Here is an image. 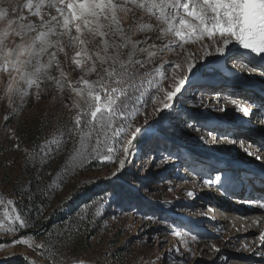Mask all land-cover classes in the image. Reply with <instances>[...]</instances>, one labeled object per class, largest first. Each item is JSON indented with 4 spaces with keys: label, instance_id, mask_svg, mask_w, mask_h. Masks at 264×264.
<instances>
[{
    "label": "rangeland",
    "instance_id": "rangeland-1",
    "mask_svg": "<svg viewBox=\"0 0 264 264\" xmlns=\"http://www.w3.org/2000/svg\"><path fill=\"white\" fill-rule=\"evenodd\" d=\"M25 3L0 0V7L23 8ZM23 15L36 19L27 9ZM135 15L143 17L142 23H157L141 10ZM132 16L120 13L125 28L132 24ZM133 32L134 40L146 35L155 40L158 35L135 28ZM171 39L169 35L163 42ZM203 44L211 42L205 38ZM215 47L205 49L195 42L184 45L186 51L177 50L179 55L177 51L158 55L150 67L166 61L184 64L188 53L196 64L172 107L156 113V105L149 104L136 117L134 126L145 130L133 141L130 155L125 156L117 145L113 162L91 159L74 171L65 168L72 140L59 149L50 146L47 156L41 148L63 126H72L76 110L70 106L75 94L67 87L61 93L49 82L39 97L33 87L23 99L13 94L9 105L8 76L0 71V194L5 201L15 202L6 205L10 216L19 213L28 223L26 228H19L14 219L9 224L3 215L5 205H0V220L19 229L15 235L0 231V243L10 244L20 237L34 242L33 247L15 244L0 250V260H9L4 264L16 263L19 259L8 256L22 253L37 264H51L47 246H52V260L58 264H72L73 259L85 264H179L181 260L186 264H264L258 227L237 226L224 219L232 215L226 213L229 205L254 211L264 203V163L254 157L264 155V61L237 48L220 56ZM66 51L67 57L58 56L60 66L65 81L75 83L84 70L72 61L76 49ZM52 74L59 75L56 69ZM182 76L176 69L163 87L171 90ZM95 78V74L89 77ZM159 97L163 99V93ZM238 106L250 114L245 116ZM174 131L177 134L172 137ZM100 154L107 155L106 149L101 147ZM114 182L136 191L139 201L124 192L115 194L109 185ZM220 203L226 209L215 211ZM31 212L33 221L28 219ZM259 214L264 218V210ZM192 236L198 239L193 241ZM41 244L46 247H35Z\"/></svg>",
    "mask_w": 264,
    "mask_h": 264
},
{
    "label": "snow or ice",
    "instance_id": "snow-or-ice-1",
    "mask_svg": "<svg viewBox=\"0 0 264 264\" xmlns=\"http://www.w3.org/2000/svg\"><path fill=\"white\" fill-rule=\"evenodd\" d=\"M23 9L36 19L23 15ZM136 10L154 18L156 25L142 23L143 17H136ZM122 12L133 14L132 24L127 28L120 18ZM0 24L3 25L0 27V71L8 76L5 95L9 97V105L13 94L23 99L33 87L39 97L41 91L47 90L49 82L61 93L67 87L77 97L70 106V110H76L71 117L72 126H63L41 148L47 156L50 146L59 149L72 140L65 168L71 167L73 171L91 159L113 162L114 153L119 149L125 156L130 155L133 141L145 130L134 126L136 117L149 104L156 105V113L172 107L174 97L188 82L189 74H194L196 64L191 62L193 57L188 53L184 64L166 61L158 67H150L163 52L186 51L184 45L201 42L205 49L215 45V52L220 56L237 48L264 61V0H26L23 8L0 7ZM133 28L136 32L154 31L158 35L155 40L147 35L134 40ZM169 35L173 39L164 43ZM205 38L210 45L203 44ZM67 49H76L72 61L84 70L75 83L65 81L58 58L61 53L67 57ZM205 55L211 53L205 51ZM53 69L58 76L52 74ZM176 69L184 76L178 78L171 90H166L163 81L169 74L174 75ZM251 70H256L255 64ZM93 74L96 78L89 79ZM238 110L245 116L250 114L247 108L238 106ZM101 147L106 149L107 155L100 154ZM247 154L253 155L250 151ZM28 157L34 159L33 153H28ZM256 159L261 157L257 155ZM119 163L123 168L125 160ZM14 204L11 199L5 201L0 194V205H5L3 215L9 224L14 219L19 222V228L28 227L21 214L10 216L6 205ZM260 207L264 208V203ZM12 210L15 212V207ZM18 230L0 220V231L15 235ZM192 239L195 241L198 237L192 236ZM260 239L264 241V234ZM33 243L20 237L10 244L0 243V250L15 244L33 247ZM47 248L51 264H58L52 260L55 255L52 246ZM72 264L85 262L73 259ZM179 264L186 261L181 260Z\"/></svg>",
    "mask_w": 264,
    "mask_h": 264
},
{
    "label": "bare ground",
    "instance_id": "bare-ground-1",
    "mask_svg": "<svg viewBox=\"0 0 264 264\" xmlns=\"http://www.w3.org/2000/svg\"><path fill=\"white\" fill-rule=\"evenodd\" d=\"M256 153V152H255ZM259 155L261 157V159H259L261 162L264 163V155L261 154H254V157L256 158V156ZM206 187V186H205ZM210 187V186H209ZM212 189V188H211ZM213 190V189H212ZM264 192V191H263ZM246 198V197H245ZM260 199V198H259ZM244 200V199H243ZM248 202V201H246ZM243 203V202H242ZM248 203H253V201H249ZM261 204V203H260ZM260 204L258 206H256V210H241L238 207L234 206V205H229L228 206V210L226 213H232V215L229 214H224V219L227 221H233L234 225H239V226H244L248 225L249 228L256 226L258 227L257 229L260 231V233L264 234V218L260 216V211L264 210V208L260 207ZM223 209H226L222 203L218 204L217 206H214V210L215 211H222ZM211 210V209H210ZM206 211V210H205ZM249 211V212H248ZM259 212V213H258ZM209 213V212H208ZM211 214V213H210ZM229 224V223H228ZM227 226V225H226ZM230 227V226H229ZM236 227V226H235ZM239 228V227H237ZM254 228V227H253ZM232 228H230L231 230ZM245 229V228H243ZM232 231V230H231ZM234 231V230H233ZM240 231V230H239ZM242 231V230H241ZM251 231V230H249ZM238 232V231H237ZM252 244V243H250ZM18 254H11L8 257H12V256H16Z\"/></svg>",
    "mask_w": 264,
    "mask_h": 264
},
{
    "label": "trees",
    "instance_id": "trees-1",
    "mask_svg": "<svg viewBox=\"0 0 264 264\" xmlns=\"http://www.w3.org/2000/svg\"><path fill=\"white\" fill-rule=\"evenodd\" d=\"M159 132H160V134L163 133V131L161 129L159 130ZM175 134H177L176 131L173 132L172 137ZM172 148L177 151V148L174 145L172 146ZM109 185L111 186V188H114V190H116V192H114L115 194L117 192H119V193L124 192V193L132 196L133 199L136 197L138 199V201H139V195H138V193L136 191H134L133 189L125 188L126 186L122 185V183L114 182L113 184L111 183ZM35 201H36V199H34V203H36ZM139 203H141V202H139ZM28 219L30 221H33L34 220L33 212H31V214L28 216ZM13 264H26V262L24 260H22V259H19L16 263H13Z\"/></svg>",
    "mask_w": 264,
    "mask_h": 264
},
{
    "label": "water",
    "instance_id": "water-1",
    "mask_svg": "<svg viewBox=\"0 0 264 264\" xmlns=\"http://www.w3.org/2000/svg\"><path fill=\"white\" fill-rule=\"evenodd\" d=\"M9 259H11V260L12 259H22V260L26 261L27 264H37L33 259H31L30 257H28V255H26L24 253L18 254L16 256H12ZM8 261L0 260V264H4L5 262H8Z\"/></svg>",
    "mask_w": 264,
    "mask_h": 264
}]
</instances>
